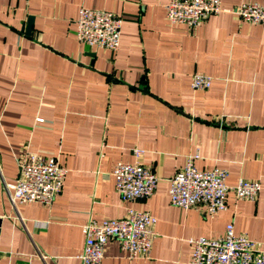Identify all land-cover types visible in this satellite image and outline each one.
<instances>
[{"label": "crops", "instance_id": "0c3cea01", "mask_svg": "<svg viewBox=\"0 0 264 264\" xmlns=\"http://www.w3.org/2000/svg\"><path fill=\"white\" fill-rule=\"evenodd\" d=\"M167 1L0 0V264H81L82 226L128 207L156 218L149 256L131 258L109 238L98 264H187L191 240L220 237L228 223L264 249V24L222 12L189 29L167 21ZM82 7L122 18L116 51L77 40ZM194 74L210 87L191 88ZM28 153L67 169L49 206L8 199ZM192 155L198 169H226L229 187L258 180L256 199L229 189L212 218L172 205L169 180ZM117 162L149 166L154 192L122 201Z\"/></svg>", "mask_w": 264, "mask_h": 264}, {"label": "built area", "instance_id": "2783aa9c", "mask_svg": "<svg viewBox=\"0 0 264 264\" xmlns=\"http://www.w3.org/2000/svg\"><path fill=\"white\" fill-rule=\"evenodd\" d=\"M166 19L195 29L209 16L222 12L233 13L242 21L264 24V5L242 2L223 7L220 0H168ZM122 18L112 12L82 7L78 11L75 35L79 42L96 48L116 51L119 48ZM212 78L194 74L191 88L210 87ZM41 121V119H38ZM143 150L135 148L136 157ZM197 155L189 156L185 165L169 180L170 203L181 209L202 207L212 218L226 209V195L232 189L237 199H256L260 191L258 180L239 179L229 187L226 169H198L194 165ZM67 169L56 158L28 153L18 163L16 180L6 185V193L14 208L26 203L51 205L61 192ZM115 189L124 202L149 197L155 190L158 177L147 165L139 162H117L113 168ZM156 218L148 211L126 208L124 216L95 221L82 226L85 234L79 254L81 264H98L104 257L109 238L116 239L131 258H147L154 237L152 226ZM192 251L187 264H264V249L243 234H236L232 223L225 233L216 238L198 237L191 240Z\"/></svg>", "mask_w": 264, "mask_h": 264}, {"label": "water", "instance_id": "95a60500", "mask_svg": "<svg viewBox=\"0 0 264 264\" xmlns=\"http://www.w3.org/2000/svg\"><path fill=\"white\" fill-rule=\"evenodd\" d=\"M30 24H31V18H29V20H28V25H27V32L30 30ZM1 222V221H0Z\"/></svg>", "mask_w": 264, "mask_h": 264}]
</instances>
